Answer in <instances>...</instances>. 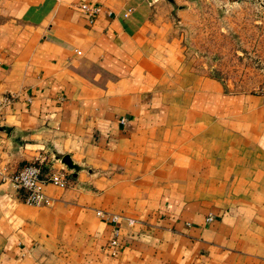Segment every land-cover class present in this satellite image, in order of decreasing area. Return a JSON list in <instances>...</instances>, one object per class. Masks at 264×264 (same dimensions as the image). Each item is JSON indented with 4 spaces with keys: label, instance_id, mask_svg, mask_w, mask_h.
I'll return each mask as SVG.
<instances>
[{
    "label": "crops",
    "instance_id": "1",
    "mask_svg": "<svg viewBox=\"0 0 264 264\" xmlns=\"http://www.w3.org/2000/svg\"><path fill=\"white\" fill-rule=\"evenodd\" d=\"M169 3L0 0V264H264V97L194 72ZM39 158L50 205L5 180Z\"/></svg>",
    "mask_w": 264,
    "mask_h": 264
},
{
    "label": "rangeland",
    "instance_id": "2",
    "mask_svg": "<svg viewBox=\"0 0 264 264\" xmlns=\"http://www.w3.org/2000/svg\"><path fill=\"white\" fill-rule=\"evenodd\" d=\"M169 1V0H168ZM174 36L194 72L226 90L264 93V0H174Z\"/></svg>",
    "mask_w": 264,
    "mask_h": 264
},
{
    "label": "built area",
    "instance_id": "3",
    "mask_svg": "<svg viewBox=\"0 0 264 264\" xmlns=\"http://www.w3.org/2000/svg\"><path fill=\"white\" fill-rule=\"evenodd\" d=\"M81 8L87 11L90 15H95L100 11V7H90L88 4H82ZM132 12V9H128L124 16L127 17ZM80 53V52H79ZM264 97V93H263ZM14 95H6L0 98V122L4 120L5 110L14 101ZM2 160V153L0 152V162ZM45 159H36L35 162L29 163L22 167L20 170L13 172L6 176L8 182H10L15 188L23 190L25 192V202L34 205H50L52 199L45 193L44 185L47 183H55L59 185L67 184V179L64 175V170L55 168L47 176L43 174L42 163ZM100 216H108V219L114 223L113 236L110 240V246L112 254L116 255L121 248L120 241V221L122 216L114 213H106L105 211H98ZM208 221L213 220V215L207 218ZM130 224L135 222L134 219H128Z\"/></svg>",
    "mask_w": 264,
    "mask_h": 264
},
{
    "label": "water",
    "instance_id": "4",
    "mask_svg": "<svg viewBox=\"0 0 264 264\" xmlns=\"http://www.w3.org/2000/svg\"><path fill=\"white\" fill-rule=\"evenodd\" d=\"M169 1L172 2V3H174V0H169ZM62 162L64 164H66L71 169H75V170H78L79 169V166L73 163V161L71 160V158H70L69 155H65L62 158Z\"/></svg>",
    "mask_w": 264,
    "mask_h": 264
}]
</instances>
